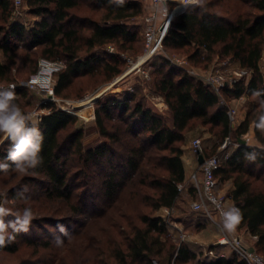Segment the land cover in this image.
Wrapping results in <instances>:
<instances>
[{
  "label": "trees",
  "instance_id": "1",
  "mask_svg": "<svg viewBox=\"0 0 264 264\" xmlns=\"http://www.w3.org/2000/svg\"><path fill=\"white\" fill-rule=\"evenodd\" d=\"M23 1L30 14L41 17L32 28L15 21V0H0V90L14 91L17 105L30 89L25 86L28 80L19 81L14 76V70L30 63V72H35L37 56L65 63L66 68L57 75L55 95L57 98H69L65 91L71 89L80 78L102 76L104 83H108L123 73L120 54L99 52L98 48L116 45L125 49L127 44L142 40L145 46L144 35L137 28L129 26L130 20L144 13L139 1L122 0L120 3L118 0H93L94 9L103 12L101 20L76 15L74 11L81 6L82 0ZM245 1L254 14L229 20L213 11L212 0H199L198 5L174 18L163 47L167 52L186 50L193 65L202 62L211 65L217 56L231 58L241 67L254 72L249 83L240 80L218 93L201 79L173 66L158 54L155 57L160 63L153 71L156 77L154 86L169 108L171 121L146 106L137 98V93L111 96L100 101L96 110L98 129L104 140L88 150L83 143L85 130L69 131L77 125L78 118L58 109L53 102H46L44 107L49 113L43 116L39 125L43 135L39 153L42 163L29 169L26 179L41 186L46 184L41 195L47 200L70 203L77 197L73 190L76 187V174L73 171L77 164L82 163L85 171L93 166L102 170L100 194L97 196L101 205H98L100 208L96 213L92 212L91 217L100 218L109 211L117 212L116 205L126 197L125 189L131 184L132 176L140 171L141 164L152 152L163 153L157 168L166 174L149 173L147 179L142 181L137 194L142 196L143 206L135 212V219L122 210L117 212L120 219L129 222L131 229L119 231L117 236L122 240L110 234L113 249L109 260H102L99 264H156L166 256H174V264H190L198 259L199 255L187 246H178L173 239V243L167 240V225L162 218H154L144 211L145 208L152 211L172 208L182 193L179 185L184 184V190H188L182 147L187 135L197 126L207 129L215 139L212 153L207 151L204 144V156L223 157V152L216 150L225 140L232 139L239 143L249 126L255 124L256 139L261 146L239 145L229 158L223 160L215 175L220 187L231 184L225 197L234 203L237 231L241 233L247 230L252 237H257L253 249L257 253H264V112L249 114L235 128L229 107L232 99L244 95L264 101V76L259 67L264 51V0ZM23 49L26 54L21 56ZM11 85H15V89H11ZM29 125L32 126L30 122ZM129 134L137 139L138 143L134 146L126 143ZM10 146L9 140L3 144L5 149L0 150V161L9 163L8 170H14V165L7 160ZM3 172L0 170V173ZM36 176L45 178L46 182L43 183ZM141 187L146 190L143 191ZM190 187L195 198L196 188ZM10 195L17 199L24 196L13 190ZM77 198L80 201L71 205V211L87 213L91 206L88 203L90 199L86 194ZM4 219L14 220L8 215ZM18 233H14V236L22 237V232ZM33 239L28 238L29 245L36 242ZM52 245L48 240L42 243L46 249ZM19 246L18 242H6L5 246L0 247V252L16 253ZM197 264L246 262L232 252L229 257L206 258L198 260Z\"/></svg>",
  "mask_w": 264,
  "mask_h": 264
},
{
  "label": "rangeland",
  "instance_id": "2",
  "mask_svg": "<svg viewBox=\"0 0 264 264\" xmlns=\"http://www.w3.org/2000/svg\"><path fill=\"white\" fill-rule=\"evenodd\" d=\"M134 1L142 3L144 13L130 20L129 26L137 28L143 36L146 29V18L153 12V6L150 2L144 0ZM212 2L214 4L213 11L229 20H236L239 16H252L254 14V10L245 0H212ZM81 3V6L74 11L79 18L102 19L103 12L94 9L93 0H82ZM21 13L22 17L15 18V21L23 23L27 28H32L36 22L41 20V17L30 14L29 8L26 5L21 9ZM125 47V49H120L116 45H109L97 49L99 52H107L111 55L118 53L123 61V73L116 76L111 82L104 83L102 76L96 78L86 76L78 79L71 89L65 91L64 94L69 98L56 97L57 103L54 104L58 109L63 108L61 110L65 109L64 111L78 118L77 125L70 128L69 131L79 128L85 130L83 143L86 150L98 146L104 140L98 129L96 110L100 101H104L111 96L122 93H137V98L142 100L146 106L171 121L169 108L164 98L156 92L154 86L156 77L153 71L156 70L160 63L157 60L158 58L155 57L158 54H160V57H165V59L171 60L176 64L183 63L182 65L185 68L189 69L198 79L203 80L206 84L211 81L216 86H219L220 83L225 81L233 84L234 81L240 80H244L247 84L251 81L254 74L252 70L241 67L239 63L231 58L217 56L211 65H207L205 62L193 65L188 59L186 50L167 52L163 47L159 53L149 56L143 40L127 44ZM110 48H114V51L111 52ZM25 54L26 50L23 49L20 55L23 56ZM35 58L39 67V62L43 57L37 56ZM37 66L36 71L31 73L30 63H26L23 67L21 66L19 69L16 68L14 70V76L19 81L30 80L37 73ZM259 67L264 76V51ZM57 75L55 77L56 83L58 79ZM46 98V92L41 88L27 91V95L20 98L19 107L25 114L32 115L35 124L33 125L31 121L30 123L32 126L38 127V129L43 116L49 113V110L44 107L47 102ZM92 98H96V100L94 101ZM229 107L233 113V126L237 128L246 120L249 114L264 112V101L257 97L244 95L241 98L232 99L229 102ZM198 137L203 139L207 151L212 153L215 139L202 126H197L187 135V140L182 149L184 151L183 157L186 158V155L193 156L195 166L198 167L193 174L201 178L200 165H197L195 155L190 150L191 140ZM241 138L247 140L248 145L261 146L256 139L255 124H251L248 132L242 135ZM6 141L7 139H4L3 134L0 133V150L5 149V147L3 148V144ZM126 143L134 146L138 142L133 135L129 134L126 137ZM238 146L239 143L231 139L230 144L222 150L224 156L227 153H232ZM218 151L220 149L216 150V152ZM162 156L163 153L152 152L150 157L141 164L140 171L132 176L131 184L129 183L125 189L126 197L122 198L123 200L116 205L118 213H120L119 210H122L134 216L135 219V212L141 210L143 206L141 204L142 196L137 194L142 181L149 173L166 174L157 168ZM101 172V168L97 166H93L85 171L82 168V163L77 164V168L73 171L76 174L74 176L76 187L73 189L75 194L77 197L86 194L87 198L90 199L88 203L91 206L88 207L89 211L85 214L71 211V205L75 201H80L76 196L70 203L61 200H47L44 195H41L43 194V186L46 184L41 186L36 182H28L26 179L27 174L15 170H7L0 173V205L8 209V216H12L15 219L17 215L23 217L25 209H29L31 212V217L26 226L27 231H21L22 237L17 236L13 241L18 242L20 245L18 252H0V264H99L102 260L108 261L113 249V245L110 244L111 235L118 240L120 238L122 240V237L118 238L117 236L119 231L123 229L130 231L131 228L129 227V222L118 217L119 214L116 211H109L105 216L100 218L97 216L91 217L93 216L92 212L96 213L100 208L98 205H101L97 200V196L100 194ZM86 173L88 174L86 175ZM36 178L43 183L46 182V179L41 176H36ZM147 181L149 182L150 179ZM227 185L224 184L220 187L222 196H227L228 191H226L225 187ZM187 186L188 190H184L181 193L180 198L172 208L163 207L158 211L145 208L144 211L154 218H162L167 225V240H171L172 243L175 240L176 245L183 244L196 252L199 257L190 264H197L198 260L209 258L206 256V253L214 244L213 242L215 240L217 242L220 239L221 232L218 226H216L218 228L217 231L214 227L215 224H211L202 215L193 211L191 205L197 198H193L192 190L189 188H191L190 186H194V184L189 181ZM141 189L143 191L146 190L144 187H141ZM12 190L16 194L23 193V198L17 199L12 197L10 195ZM129 194L131 195L127 197ZM84 204L87 205V203ZM227 210L229 211L228 207ZM218 233L219 237L216 239L215 236ZM237 233L246 240L247 244L254 248L256 239L246 236L242 232ZM28 238H34L33 240H36V242L33 245H29ZM47 240L53 244L49 249L42 246V243ZM225 253L231 254L230 249H227ZM259 253L264 257L263 252L259 251ZM174 258V256H166L161 263H155L174 264Z\"/></svg>",
  "mask_w": 264,
  "mask_h": 264
},
{
  "label": "built area",
  "instance_id": "3",
  "mask_svg": "<svg viewBox=\"0 0 264 264\" xmlns=\"http://www.w3.org/2000/svg\"><path fill=\"white\" fill-rule=\"evenodd\" d=\"M144 1L150 2L153 6V12L146 18V29L144 30L147 53L149 56H153L162 51L164 39L172 26L173 19L190 7L198 5L199 0L195 3L192 2V0ZM15 7L16 10L14 18L22 17L21 9L24 7V1L15 0ZM110 50L113 52L114 48H110ZM170 62L173 66L179 69L187 70L191 75H194L189 69L182 65L183 63L176 64L171 60ZM65 68L66 65L61 60H49L43 58L39 62L37 73L27 81L25 86L30 90L41 88L44 92H46V101L57 103L55 95V77ZM237 82L238 81H234L233 84ZM233 84H230L229 81L220 83L219 86H216L211 81L208 83V85L218 93L221 89L227 86L232 87ZM10 88L15 89V85H11ZM230 116L233 119L232 112H230ZM228 144H230V139L225 140L220 150L222 151L225 149ZM190 150L192 154L198 158L199 156L204 155L203 139L200 137L192 139L190 142ZM230 154L231 153H227L223 157L221 155H213L210 157L204 156V163L199 166L202 175L201 178H198L196 174H193L190 179V183H193L196 188L197 198L191 205L193 211L203 214L208 221L218 226L221 232L220 239L216 242V244L210 247L206 256L209 258H225L226 254L224 252H219L217 249L219 247H230L232 252L240 256L246 264H264V257L254 251L251 245L247 244L246 240L237 233L236 223L231 219L234 215L231 214L226 207L227 198L221 195L220 185L215 173L221 167L223 160L230 157ZM184 189V184L179 185V190L181 192H183ZM226 222L232 223L233 227L231 229L225 227ZM253 238L257 239V237Z\"/></svg>",
  "mask_w": 264,
  "mask_h": 264
},
{
  "label": "clouds",
  "instance_id": "4",
  "mask_svg": "<svg viewBox=\"0 0 264 264\" xmlns=\"http://www.w3.org/2000/svg\"><path fill=\"white\" fill-rule=\"evenodd\" d=\"M122 3V0H118ZM198 2V0H192ZM15 92L12 90H0V133L4 139L10 141V149L7 160L14 165V170L28 174L29 169L37 167L42 163L39 153L42 149L43 135L36 126H30L29 122L35 124L31 114H25L15 101ZM9 163L0 162V170L7 171ZM9 211L0 205V247L6 242L14 241V233L27 230V224L31 217L29 209H25L23 217L17 215L14 220L6 221L5 216ZM225 227L231 229L233 224L225 223Z\"/></svg>",
  "mask_w": 264,
  "mask_h": 264
},
{
  "label": "crops",
  "instance_id": "5",
  "mask_svg": "<svg viewBox=\"0 0 264 264\" xmlns=\"http://www.w3.org/2000/svg\"><path fill=\"white\" fill-rule=\"evenodd\" d=\"M195 158H196V163H197V165L199 166L200 164H199V158L198 157H196L195 156ZM184 162H185V171H186V183H188L189 181H190V179H191V177H192V175H193V173H195V171L197 170V168L198 167H196L195 166V162H194V158H193V156H191V155H186V158L184 157ZM227 185V184H226ZM226 187V191H229L230 189H231V184H228L227 186H225ZM229 189V190H228ZM222 190V189H221ZM223 191V190H222ZM226 196V195H225ZM226 205H227V207H228V209H229V211L232 213V214H234L235 213V208H234V203H233V201L228 197L227 198V200H226ZM197 214H200V215H202L203 216V214H201V213H197ZM204 217V216H203ZM204 219L205 220H207L205 217H204ZM212 224V223H211ZM215 228H216V230L218 231V228L216 227V225L214 226ZM242 233L243 234H245L246 236H251L250 235V233L247 231V230H243L242 231ZM216 237V239L219 237V233H218V235L217 236H215ZM252 237V236H251ZM253 238V237H252ZM254 239V238H253ZM214 244H216V240L213 242ZM212 243V244H213ZM213 244V245H214ZM227 249H230V248H228V247H219L218 248V251L219 252H224L225 253V251L227 252ZM230 253L232 254V250L230 249ZM226 254V257H229L231 254H227V253H225Z\"/></svg>",
  "mask_w": 264,
  "mask_h": 264
},
{
  "label": "water",
  "instance_id": "6",
  "mask_svg": "<svg viewBox=\"0 0 264 264\" xmlns=\"http://www.w3.org/2000/svg\"><path fill=\"white\" fill-rule=\"evenodd\" d=\"M239 144H240L241 146H248V142H247V140H245V139H243V138L239 139ZM204 160H205L204 155L199 156V164H200V165H202V164L204 163Z\"/></svg>",
  "mask_w": 264,
  "mask_h": 264
},
{
  "label": "snow or ice",
  "instance_id": "7",
  "mask_svg": "<svg viewBox=\"0 0 264 264\" xmlns=\"http://www.w3.org/2000/svg\"><path fill=\"white\" fill-rule=\"evenodd\" d=\"M231 219H232L233 221H235L236 217H235V216H233V217H231Z\"/></svg>",
  "mask_w": 264,
  "mask_h": 264
},
{
  "label": "bare ground",
  "instance_id": "8",
  "mask_svg": "<svg viewBox=\"0 0 264 264\" xmlns=\"http://www.w3.org/2000/svg\"><path fill=\"white\" fill-rule=\"evenodd\" d=\"M98 96H99V95H98ZM98 96H97V97H98ZM97 97H96V98H97ZM96 98H95V99H94V98H92V100H96Z\"/></svg>",
  "mask_w": 264,
  "mask_h": 264
}]
</instances>
